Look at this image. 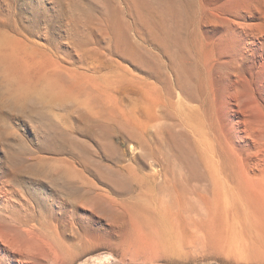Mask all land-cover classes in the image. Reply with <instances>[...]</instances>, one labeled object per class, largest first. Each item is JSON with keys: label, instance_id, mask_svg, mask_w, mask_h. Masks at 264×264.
Masks as SVG:
<instances>
[{"label": "bare ground", "instance_id": "bare-ground-1", "mask_svg": "<svg viewBox=\"0 0 264 264\" xmlns=\"http://www.w3.org/2000/svg\"><path fill=\"white\" fill-rule=\"evenodd\" d=\"M177 4L24 0L21 8L0 0V110L8 106L49 149L83 157L71 162L76 173L45 176L51 189L90 212L66 220L79 237L95 236L94 218H105L136 242V253L176 262L198 251L203 259L262 264L264 124L251 120L247 97L233 82L218 105L204 79L181 78L186 59ZM66 123L98 143L114 166L93 159L91 146L60 129ZM118 144L149 171L140 175L124 164ZM7 165L0 163V180L25 169L16 157ZM3 191L1 185L5 200ZM20 245L0 225V263Z\"/></svg>", "mask_w": 264, "mask_h": 264}, {"label": "rangeland", "instance_id": "rangeland-1", "mask_svg": "<svg viewBox=\"0 0 264 264\" xmlns=\"http://www.w3.org/2000/svg\"><path fill=\"white\" fill-rule=\"evenodd\" d=\"M175 1L182 15L181 36L185 45L183 49L185 52L180 50L181 56L186 59L185 66L181 67V78L185 79L188 74L193 75L195 79H204L213 92H210V95H215L218 105L225 102L226 85L233 82L247 97L245 101L250 107L251 120L254 122L259 120L264 124V0ZM23 2L24 0H16L18 7H21ZM162 60L166 62L167 58L163 57ZM120 62L133 73H137L128 64ZM2 91L5 92L4 89ZM180 97L181 110L184 111L188 105L182 94ZM78 109L76 106L68 107L67 110L70 112L62 114L67 115L66 118L71 117V114L75 115L72 112ZM56 120L58 119H51L54 123H57ZM22 122L23 119L8 110V106L0 110V163L6 166L8 161L16 157L25 165L23 166L25 169L22 167L24 171L16 178L9 176L0 180V186L4 185L3 192L8 191V195L7 192L5 194L9 198L0 199V220H3L0 221V225L21 244L19 248L21 250L17 252L19 254H9L11 256L7 259L8 262L3 260L0 264H254L240 260L238 262L233 257L203 259L198 251L187 256L173 257L176 262H169L156 254L136 253L134 251L136 242L132 244L127 242L120 226L112 224L105 218H94L98 222L94 226L97 230L95 236L79 237L76 231L72 232L69 227L67 228L66 220L73 213L81 217L82 214L90 215V212L79 206L82 203L73 205L69 198L56 193L50 188L45 176L56 172L72 175L76 172L71 167V162L79 163L83 157L68 150L49 149L43 138L35 135L31 127ZM59 127L67 134L72 135L73 132L85 149L91 146L96 152L92 156L93 159L114 166L110 162V157L106 158L107 156L102 153L98 143L83 132L74 130L71 123ZM118 145L128 160L124 164H131L133 171L140 175L149 171V168L140 163L132 162L128 145ZM106 151V155L110 156L107 148ZM75 167L81 170L77 164ZM98 169L104 171L100 167ZM91 176L90 178L93 177ZM10 212L11 214L13 212V215H10ZM24 242L27 245H24Z\"/></svg>", "mask_w": 264, "mask_h": 264}]
</instances>
